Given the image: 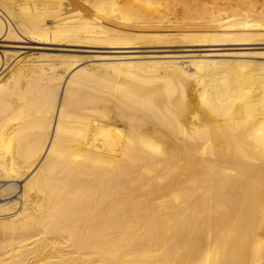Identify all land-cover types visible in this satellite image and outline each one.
I'll list each match as a JSON object with an SVG mask.
<instances>
[{"label": "bare ground", "instance_id": "bare-ground-1", "mask_svg": "<svg viewBox=\"0 0 264 264\" xmlns=\"http://www.w3.org/2000/svg\"><path fill=\"white\" fill-rule=\"evenodd\" d=\"M261 36L264 0H0V264H264Z\"/></svg>", "mask_w": 264, "mask_h": 264}, {"label": "rangeland", "instance_id": "rangeland-1", "mask_svg": "<svg viewBox=\"0 0 264 264\" xmlns=\"http://www.w3.org/2000/svg\"><path fill=\"white\" fill-rule=\"evenodd\" d=\"M263 36H261L260 38L261 39H259V37H258V39H257V41L255 40V41H253V42H249L250 44L249 45H240V46H229V47H232V48H239V49H229L230 51H236V52H251V53H249V54H254V53H259V52H264V40H263V38H262ZM0 44H2V43H0ZM3 44H5V45H3V46H8L9 44H10V46L11 45H13V44H16V45H23L24 43H10V42H8V43H3ZM1 48H3V49H11V50H15V51H19V52H26L27 54H29V53H36V52H44V53H51V52H54V51H49V50H40V49H29V48H19V47H17V48H10V47H1ZM184 48L185 49H188V47H186V46H182V45H176V46H164V47H155V48H150V47H142V48H140L141 49V51H143V52H141V53H149V52H146V51H150V50H159V51H161V50H166V51H168V50H170V51H176V50H184ZM66 49V48H65ZM68 50H78V51H65L66 53H69V54H75V55H79V56H93V55H100V54H113V53H107V52H111L112 51V49H103L102 50V48H97V49H93V50H85L86 48H81V47H68L67 48ZM66 49V50H67ZM83 51H82V50ZM193 49H203V47H194ZM85 50V51H84ZM105 50L107 51V52H105ZM88 51V52H87ZM91 51V52H90ZM200 51V50H199ZM255 57H252L253 59H255V60H263V58H259V57H256V55H254ZM28 60L30 59H36V57H29V58H27Z\"/></svg>", "mask_w": 264, "mask_h": 264}]
</instances>
